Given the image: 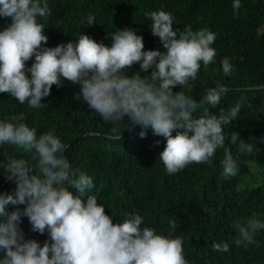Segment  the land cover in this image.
<instances>
[{"label":"clouds","instance_id":"9594fccd","mask_svg":"<svg viewBox=\"0 0 264 264\" xmlns=\"http://www.w3.org/2000/svg\"><path fill=\"white\" fill-rule=\"evenodd\" d=\"M241 7L242 0H232L234 13ZM50 12L48 0H0V18L11 21L0 30V93L29 108H43L53 85L63 86L67 79L81 86L77 98L82 97L105 122L126 127L127 118L133 127L143 129L141 137L151 129L166 138L158 158L167 174L189 164L211 165L218 149H224L220 163L225 179L239 174L238 160L225 149L224 126L238 116L241 105L219 114L211 111L229 91L223 83L209 87L201 101L188 94L189 82L197 79L201 67L207 69L216 60V33L208 28H174V17L161 8L146 16L151 33L166 51L145 50L143 36L130 27L110 32V45L82 32L70 42L47 47L41 18ZM96 22L89 13L86 26ZM136 63L143 71L151 69V75H129ZM220 64L223 74L231 76L230 59L224 57ZM178 85L181 90L174 92ZM25 120L22 112L0 119L4 149L0 173L16 184L14 193H0V264H188L182 238L142 226L139 213H126L122 221L114 222L105 205L89 194L93 178L72 166L55 130L37 135V128ZM231 142L238 153L256 149L235 132ZM9 147L30 151L35 163L10 154ZM9 204L25 207L8 212ZM22 217L28 218L32 231L47 233L48 240L41 244L26 239ZM169 223L175 226V221ZM232 228L235 245L259 246L256 236L264 230V214L238 217ZM211 247L225 253L230 242H213Z\"/></svg>","mask_w":264,"mask_h":264},{"label":"trees","instance_id":"16d2710c","mask_svg":"<svg viewBox=\"0 0 264 264\" xmlns=\"http://www.w3.org/2000/svg\"><path fill=\"white\" fill-rule=\"evenodd\" d=\"M48 3L50 15L41 18L44 34L48 36L47 47L70 42L82 32L110 45V32L130 27L143 36L145 50L166 51L159 37L151 33V21L146 16L147 12L161 8L174 17V28H208L216 33L213 45L216 60L207 69L201 67L197 79L189 82L188 94L201 101L209 87L223 83L229 91L211 111L219 114L221 109L227 112L235 104L241 105L238 116L224 126L225 149L238 160L239 174L225 179L220 163L224 149L217 150L211 165L189 164L176 174H167L158 158L166 146V138L155 135L151 129L141 137L143 129L133 127L127 118L126 127L105 122L89 109L82 97L77 98L81 86L67 79L63 86L53 85L50 95L43 99L46 104L43 108H29L8 93H0V119L22 112L25 122L37 128V135L54 129L72 166L93 178L95 186L89 194L105 205V212L113 216L114 222L122 221L126 213H139L143 217L142 226L182 238L188 264H264V230L256 236L259 246L245 248L235 245L232 228V221L238 217L264 214V177H257L264 172V0H242L238 14L234 13L232 0H48ZM89 13L95 15L97 22L86 26ZM10 22V18H0V30ZM224 57L234 67L231 76L223 74L220 61ZM33 61L34 57L26 66L30 67ZM136 72L142 77L151 75V69L143 71L140 63L128 69L129 75ZM180 90L179 85L173 88L174 92ZM234 132L255 144L253 153H238L231 142ZM7 151L35 163L30 151L11 147ZM250 176L254 177L247 185L256 180L260 183L245 186ZM15 188L14 181L0 173V193L12 194ZM6 207L12 212L25 205ZM169 221H175V226ZM20 227L26 239L43 244L49 238L47 233L32 231L27 217L21 218ZM221 240L230 242L228 252L212 250V243Z\"/></svg>","mask_w":264,"mask_h":264},{"label":"rangeland","instance_id":"374dc122","mask_svg":"<svg viewBox=\"0 0 264 264\" xmlns=\"http://www.w3.org/2000/svg\"><path fill=\"white\" fill-rule=\"evenodd\" d=\"M252 177H254V176H250V177L244 182V185H245V186L253 187V186L257 185L258 183H260L259 180H256V181L251 182L250 185H247V183H249V181H250V179H251ZM257 177H259V178L262 179V177H264V172H263L261 175H260V174H257Z\"/></svg>","mask_w":264,"mask_h":264}]
</instances>
